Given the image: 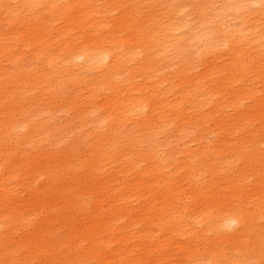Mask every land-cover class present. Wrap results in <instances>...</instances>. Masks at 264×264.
I'll use <instances>...</instances> for the list:
<instances>
[{
  "label": "bare ground",
  "instance_id": "1",
  "mask_svg": "<svg viewBox=\"0 0 264 264\" xmlns=\"http://www.w3.org/2000/svg\"><path fill=\"white\" fill-rule=\"evenodd\" d=\"M36 8L40 10L36 12ZM180 11L184 13L182 7H177L165 24L123 30L122 21L113 20L109 0H0V77L15 79L27 92L37 82L56 94L63 88L78 90L85 85L87 94L82 99L92 106L86 113L93 118L87 131H100L108 138L105 145L96 149L93 159L85 161L79 157L75 162L70 158L74 162H67L66 166L76 169L79 163L88 162L100 172L123 170L120 177H115L116 187L95 193V203L96 197L104 198L91 221L80 226V230L71 229L70 239L64 237L63 241L57 228L40 221L38 227L34 226L36 221L28 210L41 212V207H33L28 202L32 197L25 199L20 194L36 181L40 169H32V175L24 176L22 168L29 162L9 161L6 157L7 149L25 143L27 135L22 132L33 119L29 118L30 112L21 108L18 114H11L12 121H0V243H7L0 250V264H28L30 258H38V264H50L47 256L62 260L65 243L70 252L101 256L98 264H254L253 257L264 248V177L254 189L241 175L245 172L232 177L234 169L228 168L229 161L237 164L248 148L252 154L258 153L257 147L260 150L264 139L254 137L256 133L248 122L253 119L242 117L236 121L233 135L244 132L246 141L237 151L229 144L223 146L219 151L223 159L219 160H214L208 150L202 134L208 132L209 125L200 124L199 113L189 117L192 126L180 128L182 135L175 142L156 140L151 127L143 129L138 125L146 117L153 121L152 125L159 123L158 134H162L174 126L175 116L185 118L193 107L212 108L208 113L215 117L224 104L216 98L229 93L227 82L219 78L222 73H232L233 84L243 81L247 74L244 66H249L251 55L263 59L259 65L264 69V0H225L195 25L187 21L186 15L180 17ZM33 19L39 20L37 28L29 30ZM86 31L91 36L89 40L85 38ZM70 38H75L74 44ZM170 40L181 46V52H202L211 57L215 66L206 69L196 81L180 79L177 83L178 75L191 69L195 62L190 58L189 66L182 64L178 74H173L171 67L164 64L169 62L170 54L165 50ZM35 41L38 43L33 44ZM39 44L44 48H39ZM51 45L55 48L49 49ZM239 45L252 51L240 60L234 58L228 65H219L220 51L226 48L230 55L228 51L235 52ZM146 47L148 53L142 57ZM30 48H36L33 54H38L35 65L27 62ZM207 80H212L210 89L205 84ZM261 82L264 81L260 79L258 83ZM73 93L75 100L77 95ZM253 96L245 91L234 105ZM9 97L8 87L0 86V101ZM107 100L111 104L104 112ZM185 101L192 105L184 107ZM262 115L264 118V110ZM221 124L217 122V126ZM124 126L135 136L127 135V142L124 135L111 134ZM198 127L201 136L195 135ZM145 131L148 135L142 136ZM192 135L193 141L203 145L195 156L203 157L207 163L203 160L196 164L191 158L193 151L185 140ZM7 136L21 138L16 146L6 143L10 141ZM2 143L11 147H3ZM71 146L78 148L81 144L75 141ZM147 159L154 163L143 169L142 161ZM123 161L126 164L121 166ZM127 164L139 174L148 173L147 183L141 178L132 180L125 168ZM213 174H223L228 180L224 189H214ZM63 197L57 202L68 205V213L58 215L51 206V225L79 209L84 211L89 204L87 200ZM222 197L226 198L224 203L214 205L213 199ZM235 197L240 201L235 203Z\"/></svg>",
  "mask_w": 264,
  "mask_h": 264
},
{
  "label": "rangeland",
  "instance_id": "2",
  "mask_svg": "<svg viewBox=\"0 0 264 264\" xmlns=\"http://www.w3.org/2000/svg\"><path fill=\"white\" fill-rule=\"evenodd\" d=\"M109 1L111 2V7L113 8V20L115 22L122 21L123 30H136L139 28H147L152 25L165 24L169 17L172 16L173 13H176L177 7H182L184 11L182 14L180 11V17L186 15L188 18L187 21H189L190 24L195 25L198 19L207 18V16L213 13L214 10H217V8L221 6L225 0ZM75 8L78 7L76 6ZM39 10L40 8H36L35 11L37 12ZM38 21V19H33L31 21L32 23L29 30L37 28ZM52 33L57 34L58 32L52 31ZM85 38L86 40L91 39L89 31L85 32ZM69 40H71L74 44L75 38H70ZM37 43L38 42L35 41L33 44ZM236 44L240 43L236 41ZM148 47L143 50L142 57L148 53ZM180 47L181 46H179V44L174 43V40H170L168 41V47L165 50L168 51L167 53L171 56L168 55L169 62L164 64L169 65V68L171 67L173 74L177 73L178 70L181 69L182 64L189 66L190 61L192 60L190 58H193L195 63L191 69L188 71H183L178 75L177 83L180 79H193L196 81L199 79V77H201L202 73L206 69H211L215 66V62L211 60L212 58L207 57L206 55L203 56L204 53H191L187 50L186 52H181L179 49ZM36 48L34 50L30 48L26 54L27 62H31L32 65H35L38 62V54H33ZM39 48L43 49L44 47L43 45L39 44ZM54 48L55 45H51L49 49ZM227 50L228 49L223 48L220 51V58L218 60L219 65H228V63H230L234 58L240 60L241 57L244 58L242 55L252 51L250 48L243 49L242 45H239V49L233 53L228 51L230 55L226 53ZM32 55H34L33 59H31ZM248 61L249 66H244V68H247V74L244 76L243 81L234 84L231 83L230 81L232 79V73H222L219 76L220 79H223L225 82H227L226 89L229 93H226V96L223 98H216L218 101L222 100V103L224 104L215 117H211L208 113L213 110L212 108L207 110L208 107L206 106H203L202 109L193 107L189 114L186 113L188 116L185 118H177V116H175L174 126L162 134H158L159 128L157 125L159 123L152 125L151 122L153 121H148L146 117L139 120L140 122L138 126L142 127L143 129L145 126L149 128L151 127V135L156 140H162L165 138L171 142H175L176 139L182 135L180 128L185 127L186 129L188 125H191V119H189V117L199 113L202 115L200 116V124L204 122L208 123L209 125L208 132L202 135L206 138L208 150L211 156L215 157L214 160L223 159L219 157V151L223 146L229 144L232 149L237 151L246 141L245 138H247V134L244 132H237L233 135L234 125H236V121L242 117L245 119L246 117L253 119L248 120V122H251L250 124H252L254 128L256 133L254 134V137L262 136V139H264V118L262 115L264 110V82L258 83L260 79L264 81V69L259 65V62H263V59L261 57L251 55L248 57ZM90 74L92 76L95 75L93 72H90ZM247 78L253 80L250 81L247 80ZM211 82L212 80H207L205 82L209 89L212 88ZM2 85H6L8 87L10 97L4 102L0 101V107H3V109L0 111L1 123L8 120L12 121L13 119L11 118V114H18L21 108H27L30 112L29 118H33L22 132L23 136L27 135L25 138V143L22 146L16 145V141H18L21 136L16 138H10V136L6 137V139H10V141L6 143H13V145L17 146V148L7 149L8 154L6 157L9 158V161L22 160L29 162L28 166H24L22 168L24 176L32 175V169H40L38 173L40 176L36 179V181L30 183L28 189L20 193L25 199L32 197L28 202H31L33 207L36 205L41 207V212L28 210L30 218L33 221H36L34 222V226L38 227L40 222L44 225L53 226L61 233L62 240L64 237L66 240H68L70 239V230H80V226H83L87 221H91V216H93L92 214H94V212L101 205L104 196L96 197L98 200L95 203V193L97 191L107 189V187H110L109 189L116 187L117 183H115V177H120V174L123 170L113 173L100 172L94 169L88 162H83L82 164L79 163L76 169L67 168L66 166L67 162H74L73 159L76 160L79 157L81 159H85V161L93 159L95 157L96 149L105 145L107 142L106 139L108 138L100 131L96 133L87 131L89 128L87 124H89L93 118L86 113V111L89 109L88 106H90V103H86L85 99H82V96H86L87 94L85 93V85L80 86L81 88L78 90V87L72 89L63 88L60 94H56L52 90H46L45 84L41 82H37L35 85L36 87L29 92H27L24 87H21L18 82L15 81V79H3V77H0V86ZM175 88H178V86ZM17 90L20 94L19 96L16 95ZM73 91H75V94L77 95L75 100L73 99ZM245 91L252 93L254 96L243 99L242 104L239 103L234 105L235 101H238L244 95ZM192 93H194V91ZM194 95L197 94L194 93ZM99 102L103 101L100 100ZM110 104L111 102L109 100H107V102L105 101V109L102 111L106 112ZM191 105V101L184 102V107L186 108H189ZM102 114L104 113L102 112ZM217 122H222V124L217 126ZM129 130L130 129H128L127 126H124L120 131H112L111 134L120 133L124 135V142H127V135H129L131 138L135 137L130 134ZM228 132L230 133L228 134ZM137 133L139 134L140 132ZM146 135H148V133H146V131L143 132L142 136ZM195 135L201 136V130L199 127L197 129L195 128ZM193 137L194 136L192 135L185 141L187 142L186 144L188 145V148L190 147V151H193L191 158L194 161H197L196 164H200L204 159H202L203 157L200 158L195 156V153L197 154V151L203 148V145L197 141H193ZM75 141H78L81 146L78 148L77 146L72 147L71 144ZM3 144L5 143H2V145ZM261 144L260 150L257 147L258 153L252 154L253 151H250V148H248L246 154H244L247 157L241 154L242 158H244L238 160L237 164L235 161H229V163H231H228V168L234 169L232 177L234 175L238 177L240 173L245 172L246 175H241L244 176V180L250 185V187H254V189H257L260 186L262 180L260 182L258 180L263 179L264 177V142ZM256 146H258V144ZM3 147H11V145H3ZM121 149L122 147H120L118 151H121ZM139 151L142 152V150ZM234 156L236 157L237 155ZM204 161L207 163L206 160ZM75 162H77V160ZM142 162L143 163L141 167L143 169L154 163L152 159H147ZM120 164L121 166H124L126 162L123 161ZM247 164H251L252 168ZM125 168L127 170V174L132 180L141 178V181L146 184L147 180L150 179V175L148 173L139 174L137 171L131 169L128 164ZM249 171L252 172L249 173ZM213 175V181L211 179L210 182L212 181V186L215 185L214 189H224L223 187L228 183V180L225 178V176L223 174ZM106 177H110V181H108ZM100 184L102 186L101 188ZM30 186L34 187L35 190H32ZM140 189L141 186H139V191ZM209 191L208 193H211ZM58 192H61V194L57 195ZM79 193H81V195L77 197ZM62 196H64L63 198L66 197L68 199L77 198L87 200L89 201V204L86 209L83 208L84 211L79 209L78 213L74 212L69 218H64L62 220L59 219L54 225H51L50 220L54 217V214L50 212L51 206L54 207L55 212L58 215H64L68 213L69 206L66 204L64 205L63 201L57 202V200ZM225 199L226 198L223 197L220 199L214 198V205H222V203H224L222 200ZM236 201L239 202L240 199L237 197L234 202L237 203ZM213 209L214 211L216 210L215 208ZM38 213H40V216H36ZM78 214L80 215L79 217ZM6 244L7 243H0V250L1 248L4 249ZM66 246L67 244L65 243V253L62 260H58V258L52 256H47L48 262L50 264H57V261L60 264H98V261L101 258V256H97L94 253L86 256L83 254L70 252ZM260 246L263 247L262 245ZM66 257L67 262H64ZM253 260L254 264H264V248L257 252V255L253 257ZM38 263V258H30L28 262V264ZM13 264L17 263L15 262Z\"/></svg>",
  "mask_w": 264,
  "mask_h": 264
}]
</instances>
